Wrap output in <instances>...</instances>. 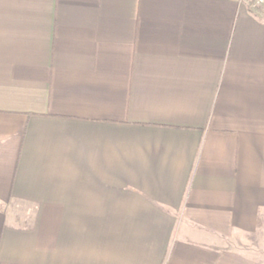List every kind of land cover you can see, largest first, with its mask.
Masks as SVG:
<instances>
[{"label": "crops", "instance_id": "obj_1", "mask_svg": "<svg viewBox=\"0 0 264 264\" xmlns=\"http://www.w3.org/2000/svg\"><path fill=\"white\" fill-rule=\"evenodd\" d=\"M250 6L0 0V264H264Z\"/></svg>", "mask_w": 264, "mask_h": 264}, {"label": "rangeland", "instance_id": "obj_2", "mask_svg": "<svg viewBox=\"0 0 264 264\" xmlns=\"http://www.w3.org/2000/svg\"><path fill=\"white\" fill-rule=\"evenodd\" d=\"M228 245L233 249H237L259 259L262 257V251L264 250V232H259L254 237L239 235L238 238L228 243Z\"/></svg>", "mask_w": 264, "mask_h": 264}, {"label": "trees", "instance_id": "obj_3", "mask_svg": "<svg viewBox=\"0 0 264 264\" xmlns=\"http://www.w3.org/2000/svg\"><path fill=\"white\" fill-rule=\"evenodd\" d=\"M250 12L255 15H264V7L262 6H250Z\"/></svg>", "mask_w": 264, "mask_h": 264}, {"label": "built area", "instance_id": "obj_4", "mask_svg": "<svg viewBox=\"0 0 264 264\" xmlns=\"http://www.w3.org/2000/svg\"><path fill=\"white\" fill-rule=\"evenodd\" d=\"M245 3L250 4L251 6H262L264 7V0H243Z\"/></svg>", "mask_w": 264, "mask_h": 264}]
</instances>
